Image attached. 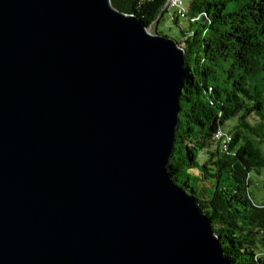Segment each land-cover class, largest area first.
Returning <instances> with one entry per match:
<instances>
[{
  "label": "water",
  "instance_id": "obj_1",
  "mask_svg": "<svg viewBox=\"0 0 264 264\" xmlns=\"http://www.w3.org/2000/svg\"><path fill=\"white\" fill-rule=\"evenodd\" d=\"M185 53L112 0H0V264H232L168 167Z\"/></svg>",
  "mask_w": 264,
  "mask_h": 264
},
{
  "label": "trees",
  "instance_id": "obj_2",
  "mask_svg": "<svg viewBox=\"0 0 264 264\" xmlns=\"http://www.w3.org/2000/svg\"><path fill=\"white\" fill-rule=\"evenodd\" d=\"M112 4L147 27L171 12L167 0ZM181 4L172 20L180 25V14L190 22L177 40L186 52L187 83L168 167L198 198L232 264H264L255 251L264 244V199L250 190L252 176L264 175V0ZM219 129L232 136L228 151L214 140Z\"/></svg>",
  "mask_w": 264,
  "mask_h": 264
},
{
  "label": "rangeland",
  "instance_id": "obj_3",
  "mask_svg": "<svg viewBox=\"0 0 264 264\" xmlns=\"http://www.w3.org/2000/svg\"><path fill=\"white\" fill-rule=\"evenodd\" d=\"M183 1L186 2V4L188 3V0H183ZM175 14L177 15L178 11L175 13L173 11L165 12L164 15L161 17L160 22L151 24L148 27V31H150L151 33H155V34L167 35L176 40L181 39L183 35L181 32V28L188 29L190 22L185 18V16L179 14L178 16L180 20V25H177L172 20V16ZM196 26H197V23L193 24V27H196ZM252 177L256 184L252 183L250 190L253 192V194H255L256 191L261 192V194H263L261 198H264V175L263 176L253 175ZM189 183L191 185L194 184L192 180H189ZM258 201H260V198L258 199ZM255 251L259 253L260 255L264 254V244L260 243L255 249Z\"/></svg>",
  "mask_w": 264,
  "mask_h": 264
},
{
  "label": "built area",
  "instance_id": "obj_4",
  "mask_svg": "<svg viewBox=\"0 0 264 264\" xmlns=\"http://www.w3.org/2000/svg\"><path fill=\"white\" fill-rule=\"evenodd\" d=\"M169 9H171V11H174V12H177V9L176 7H171V5L169 4V0H167V5H166ZM225 137H227V133L225 131H221V132H218L215 134L214 136V140L215 142L217 143V146L219 147V149L221 151H223V143H224V140H225ZM264 230V228L262 229Z\"/></svg>",
  "mask_w": 264,
  "mask_h": 264
},
{
  "label": "bare ground",
  "instance_id": "obj_5",
  "mask_svg": "<svg viewBox=\"0 0 264 264\" xmlns=\"http://www.w3.org/2000/svg\"><path fill=\"white\" fill-rule=\"evenodd\" d=\"M169 4L171 5V7H178L179 10L183 9V6L181 4V0H169ZM183 11V10H182ZM223 131L222 129L217 130L216 133ZM232 141V136L230 134L227 133V137H225L224 143H223V150L228 151V145L231 143Z\"/></svg>",
  "mask_w": 264,
  "mask_h": 264
},
{
  "label": "crops",
  "instance_id": "obj_6",
  "mask_svg": "<svg viewBox=\"0 0 264 264\" xmlns=\"http://www.w3.org/2000/svg\"><path fill=\"white\" fill-rule=\"evenodd\" d=\"M255 195L257 197H260V200H263L264 199V198H261L263 196V194H261V192L256 191Z\"/></svg>",
  "mask_w": 264,
  "mask_h": 264
}]
</instances>
